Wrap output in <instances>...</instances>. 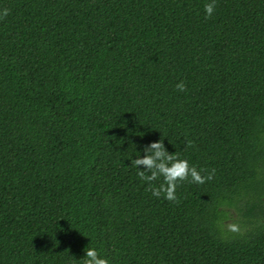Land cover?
Instances as JSON below:
<instances>
[{
	"label": "trees",
	"instance_id": "trees-1",
	"mask_svg": "<svg viewBox=\"0 0 264 264\" xmlns=\"http://www.w3.org/2000/svg\"><path fill=\"white\" fill-rule=\"evenodd\" d=\"M209 2L0 0V264H264V0Z\"/></svg>",
	"mask_w": 264,
	"mask_h": 264
},
{
	"label": "clouds",
	"instance_id": "clouds-1",
	"mask_svg": "<svg viewBox=\"0 0 264 264\" xmlns=\"http://www.w3.org/2000/svg\"><path fill=\"white\" fill-rule=\"evenodd\" d=\"M216 7V0H210L204 5L206 19L212 18ZM8 15L9 9L5 8L0 11V19H4ZM176 89L181 92L185 91V83L180 81L176 84ZM193 144L192 140H188L186 147H193ZM143 152V157L139 156L131 160V166L136 167L140 179L149 184L146 191H151L152 195L157 198L163 195L164 199L178 203L176 190L180 182L191 178L193 183L204 184L206 181L212 180L215 175V169L210 172L207 169H197L196 166L190 165L187 159H181L177 152L175 154L169 153L162 138L144 147ZM139 166H144L145 170H139ZM202 173L207 174L202 175ZM160 177H163V182L158 187L153 185L152 182L157 181ZM230 230L239 231L236 225H231ZM83 264H110V260L101 256L96 248L89 247L85 249Z\"/></svg>",
	"mask_w": 264,
	"mask_h": 264
},
{
	"label": "rangeland",
	"instance_id": "rangeland-1",
	"mask_svg": "<svg viewBox=\"0 0 264 264\" xmlns=\"http://www.w3.org/2000/svg\"><path fill=\"white\" fill-rule=\"evenodd\" d=\"M231 217H232V219L235 220L236 219V214L232 213V216ZM228 223H231V222L229 221Z\"/></svg>",
	"mask_w": 264,
	"mask_h": 264
}]
</instances>
